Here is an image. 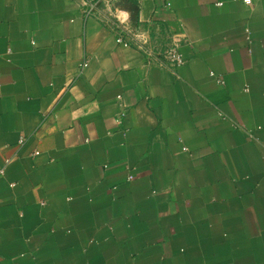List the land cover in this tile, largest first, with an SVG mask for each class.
Returning <instances> with one entry per match:
<instances>
[{
	"label": "crops",
	"instance_id": "obj_1",
	"mask_svg": "<svg viewBox=\"0 0 264 264\" xmlns=\"http://www.w3.org/2000/svg\"><path fill=\"white\" fill-rule=\"evenodd\" d=\"M82 7L0 0V264H264V0Z\"/></svg>",
	"mask_w": 264,
	"mask_h": 264
},
{
	"label": "built area",
	"instance_id": "obj_2",
	"mask_svg": "<svg viewBox=\"0 0 264 264\" xmlns=\"http://www.w3.org/2000/svg\"><path fill=\"white\" fill-rule=\"evenodd\" d=\"M99 0H83L82 11L84 12V16L87 17L93 14L94 4ZM244 2L250 3L251 0H243ZM118 42H122L121 37L117 38ZM164 57L170 62L172 66L180 67L182 64L181 54L178 52L175 46L167 47L163 51ZM130 178V177H129Z\"/></svg>",
	"mask_w": 264,
	"mask_h": 264
}]
</instances>
